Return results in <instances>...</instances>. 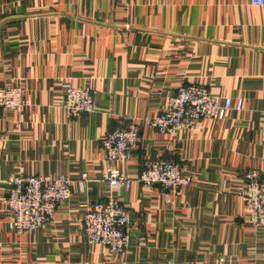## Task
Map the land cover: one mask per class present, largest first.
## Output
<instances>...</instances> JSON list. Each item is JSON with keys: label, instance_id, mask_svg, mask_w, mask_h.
<instances>
[{"label": "crops", "instance_id": "crops-1", "mask_svg": "<svg viewBox=\"0 0 264 264\" xmlns=\"http://www.w3.org/2000/svg\"><path fill=\"white\" fill-rule=\"evenodd\" d=\"M89 87L95 110L72 118L63 85ZM182 84L241 100L243 109L198 131L142 127L132 158L114 165L129 187L103 181L100 139L164 110ZM25 90L21 112L0 109V264H264V227L248 218L246 175L264 177V6L252 0H0V87ZM170 159L194 182L175 192L137 179ZM88 174L89 181L81 182ZM67 175L70 200L55 220L8 228L7 181ZM118 199L135 225L111 255L88 243L89 205Z\"/></svg>", "mask_w": 264, "mask_h": 264}, {"label": "built area", "instance_id": "built-area-1", "mask_svg": "<svg viewBox=\"0 0 264 264\" xmlns=\"http://www.w3.org/2000/svg\"><path fill=\"white\" fill-rule=\"evenodd\" d=\"M264 6V0H252ZM61 108L72 117H80L95 110L96 103L89 88L63 85ZM29 104L21 87H0V109L21 112ZM241 100L215 96L203 85L182 84L170 97L162 112L147 117L142 124L136 121L103 135L100 139L106 153L107 165L103 181L112 188L129 187L131 179L115 167L116 162H127L138 145L142 127L162 135L181 131H198L203 121L225 119L232 111H241ZM246 187L241 192L248 218L253 226L264 227V177L256 172L246 175ZM88 174L81 175L87 182ZM137 181L146 186L159 185L173 192L187 187L194 179L170 159H149L144 162ZM73 179L67 175L27 176L15 175L8 181L6 204L11 213L7 222L10 230L23 234L38 230L55 220L60 207L72 196ZM135 225L130 211L116 198L95 201L87 208L82 229L88 243L99 244L111 255H122L130 246V231Z\"/></svg>", "mask_w": 264, "mask_h": 264}, {"label": "rangeland", "instance_id": "rangeland-1", "mask_svg": "<svg viewBox=\"0 0 264 264\" xmlns=\"http://www.w3.org/2000/svg\"><path fill=\"white\" fill-rule=\"evenodd\" d=\"M83 88H89V87H83ZM90 89V88H89ZM91 90V89H90ZM93 93V92H92ZM94 96V95H93ZM28 99V98H27ZM94 99H95V97H94ZM29 101V100H28ZM153 117V116H152ZM147 118V117H146Z\"/></svg>", "mask_w": 264, "mask_h": 264}]
</instances>
